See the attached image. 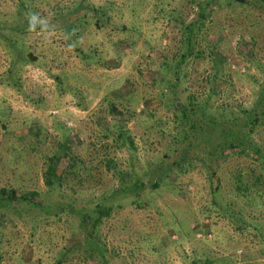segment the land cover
<instances>
[{
    "label": "rangeland",
    "instance_id": "1",
    "mask_svg": "<svg viewBox=\"0 0 264 264\" xmlns=\"http://www.w3.org/2000/svg\"><path fill=\"white\" fill-rule=\"evenodd\" d=\"M263 82L264 0H0V264H264V196L233 184L264 171L200 113L237 126Z\"/></svg>",
    "mask_w": 264,
    "mask_h": 264
},
{
    "label": "trees",
    "instance_id": "2",
    "mask_svg": "<svg viewBox=\"0 0 264 264\" xmlns=\"http://www.w3.org/2000/svg\"><path fill=\"white\" fill-rule=\"evenodd\" d=\"M234 1L244 3L246 0ZM17 41L18 40H16V42ZM190 45V43H187L186 47H189ZM205 55L206 51L201 50V58L205 57ZM190 56L191 52L189 49L182 53L181 60L184 61L183 64L186 62V59H188ZM24 57H26L28 61H30L31 58L34 59V55L31 53H28L27 55L20 54V58L24 59ZM208 59L212 62L214 71L212 74H209L207 79L216 82H219L220 80H226V76L224 75L223 70L221 69V65H223L225 62V60L222 58V55L217 53L216 56L211 55ZM22 62L23 60L20 59V63ZM175 67L178 70L181 67V64H175ZM179 79L180 77L178 75L176 81ZM200 113L201 121H203L204 123V126H202V130L206 131L204 133V136L205 139L209 142V144H215V147L223 152L226 150H233L236 155H239V153L244 154L245 151H250L251 154H253V157L256 159L257 165H255V167L257 171H264V148L262 145L257 143L255 139V134L257 130L264 126V82L259 85L254 105L251 108L245 109L242 114L239 112V117H243L245 121H241V123H239L237 119L239 117L237 115L236 119L232 120L234 122H238L237 126H235V124L233 126H228L227 122L217 120V118H214L212 115L209 116V114H207V112H205L203 109H200ZM185 118H189L187 113H185ZM123 135H125L123 132H119L118 135H116L115 140L117 142H123L121 141V137ZM63 159V156L56 154V156H52L48 160L49 164L45 172V177L46 185L49 189H53L56 183H61V181L65 179L66 173L69 172L72 168H74V163H69L67 169L62 174V172L59 171V166L61 167ZM247 174H249L248 171ZM247 174L243 169H240L238 171L237 176L233 182L236 196L242 198L245 201L251 202H254L256 199H263L264 188L259 187L258 183L255 182L248 183L249 176L246 177ZM259 176L262 179L264 177L263 172ZM160 182L161 180L158 179L154 184L153 188L157 189L159 187ZM220 190L221 187L219 185L217 190L213 193H219ZM13 198H16V194L15 196L7 195V199L13 201ZM22 199L27 201L29 200L35 205H41V202L36 199H27L25 196L22 197ZM218 205L219 203L216 202L215 199H213L211 206L215 208ZM62 209L63 211L66 210V208L64 207ZM94 211L102 216L108 211V208H106V206H104L103 204H98ZM227 213L228 209L226 208L223 211V215ZM101 216L98 217L99 220ZM97 222L98 221L96 219L94 226H96Z\"/></svg>",
    "mask_w": 264,
    "mask_h": 264
}]
</instances>
